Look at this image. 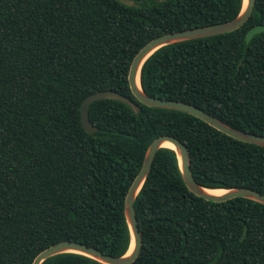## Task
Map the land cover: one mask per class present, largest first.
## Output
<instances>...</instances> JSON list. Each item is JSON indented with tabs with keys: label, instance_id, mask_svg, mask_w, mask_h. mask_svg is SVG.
Instances as JSON below:
<instances>
[{
	"label": "trees",
	"instance_id": "16d2710c",
	"mask_svg": "<svg viewBox=\"0 0 264 264\" xmlns=\"http://www.w3.org/2000/svg\"><path fill=\"white\" fill-rule=\"evenodd\" d=\"M0 0V264H31L59 241L120 256L131 242L127 190L159 135L188 148L196 182L264 193V146L200 118L137 101L128 70L137 51L167 32L233 19L243 0ZM264 0L238 28L155 50L140 85L154 97L195 105L237 129L264 135ZM90 103L89 133L80 104ZM142 236L130 264H264V204L206 200L181 176L176 152L159 148L136 195ZM102 264L65 252L41 264Z\"/></svg>",
	"mask_w": 264,
	"mask_h": 264
},
{
	"label": "water",
	"instance_id": "95a60500",
	"mask_svg": "<svg viewBox=\"0 0 264 264\" xmlns=\"http://www.w3.org/2000/svg\"><path fill=\"white\" fill-rule=\"evenodd\" d=\"M118 1L128 6L137 5L134 2V0H118ZM158 1H162V0H158ZM254 1L255 0H246L244 2L243 0V4L240 12L231 20L213 25H206V26L188 28L179 31L167 32L164 34H160L150 39L147 43H145L134 55L131 64L129 66L128 75H127L130 90L134 95V97L137 99V101L151 107L174 109V110L190 113L200 118L210 126L216 128L217 130L235 139L264 146V135L250 133L244 130L237 129L223 122L219 118L205 112L203 109L195 105L177 100L154 97L146 94L141 88L140 79H139L140 69L143 62L155 50H157L158 48L164 45L183 41V40L202 38V37L230 32L238 28L240 25H242L245 22V20L249 17L253 9ZM263 31H264V23L256 24L252 26L251 28L248 29V31L245 34L246 41H249L254 34ZM137 77H138V81H137ZM98 99H115L129 105L134 112H137L139 110V105L134 100L116 91L105 89L91 93L83 99L79 109L81 124L84 130L89 133L95 132L96 127L89 120L88 107L91 102ZM164 142H168L173 146L172 149L176 152L183 181L187 186V188L195 195H198L206 200H212V201H224L234 197H245L264 204V193L251 188L234 187V188L224 189L225 191L221 194H213L207 192V189H223V188H207L198 184L194 179L190 169V155L187 146L180 139L174 136L166 135V134L159 135L158 137L154 138L148 145L140 169L137 172L134 179L132 180L125 195L124 215L128 228L130 230L131 241L133 242L132 249L129 251V253L127 254L128 252L127 250L124 254L120 256H113L102 252L101 250L97 249L94 246H90L81 242L64 240L52 244L47 248L43 249L42 251H40L35 256L31 264H41V262L46 258L65 252L82 254L102 264L132 263L139 254L142 244V236L134 210L135 198L149 173L156 151L161 147H167L163 145ZM75 264H91V263L78 262Z\"/></svg>",
	"mask_w": 264,
	"mask_h": 264
},
{
	"label": "bare ground",
	"instance_id": "6f19581e",
	"mask_svg": "<svg viewBox=\"0 0 264 264\" xmlns=\"http://www.w3.org/2000/svg\"><path fill=\"white\" fill-rule=\"evenodd\" d=\"M246 0H244V2H245ZM137 81H138V77H137ZM163 145L164 146H167V147H173L170 143H168V142H164L163 143ZM225 190L224 189H207V192H209V193H213V194H221V193H223ZM132 246H133V242L131 241V243H130V246H129V249H128V252H127V254L129 253V251L132 249Z\"/></svg>",
	"mask_w": 264,
	"mask_h": 264
}]
</instances>
